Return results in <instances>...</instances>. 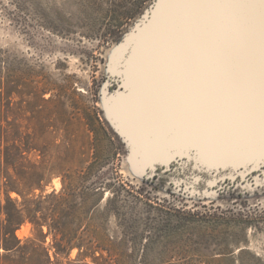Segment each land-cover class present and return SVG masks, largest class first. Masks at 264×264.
<instances>
[{
	"label": "rangeland",
	"instance_id": "374dc122",
	"mask_svg": "<svg viewBox=\"0 0 264 264\" xmlns=\"http://www.w3.org/2000/svg\"><path fill=\"white\" fill-rule=\"evenodd\" d=\"M251 1L0 0V264H264V108L225 49ZM157 30L213 59L195 119L231 152L154 130L126 64L166 56Z\"/></svg>",
	"mask_w": 264,
	"mask_h": 264
},
{
	"label": "water",
	"instance_id": "95a60500",
	"mask_svg": "<svg viewBox=\"0 0 264 264\" xmlns=\"http://www.w3.org/2000/svg\"><path fill=\"white\" fill-rule=\"evenodd\" d=\"M241 10L243 11L242 16L236 18L233 23V27L238 30H235L232 40L228 44L226 43L225 49L233 56L237 66H246L245 69H236L238 78L236 83L240 94L234 98L237 104L253 113L264 108V59L257 61L256 58H253L264 54V0H252L243 5ZM186 29L187 25L182 29L181 39ZM159 32L160 30H157L151 36L152 53L158 50V46H161L160 48L165 51L166 56L154 57L152 55L148 58H133L126 64L127 73L129 76L133 74L135 77L144 78L139 80L136 92L142 99L139 104L153 108L152 103H154L155 113L160 115L159 120L155 122L154 130L159 131L166 139L165 147L169 148L172 144L181 143L182 145L198 146L201 149V143L198 141L180 140L173 137L172 133L176 134V130H178L176 118L181 114L188 118L187 121L185 120V127L196 128L195 118L199 112L211 113L212 91L225 90L226 84L218 79L216 74L212 75L208 68L213 59L187 57L185 44L181 39L178 40L176 48L173 50L169 43L161 45L157 42ZM128 64L130 68H127ZM195 66L198 68H194ZM217 75L221 77L220 74ZM255 87L263 88L262 93L253 98L243 95ZM146 119H148V115ZM260 121L264 122V119ZM156 142L157 138L155 141H148L150 144ZM165 147H161V152ZM251 152V150L247 151L246 156H254V153Z\"/></svg>",
	"mask_w": 264,
	"mask_h": 264
},
{
	"label": "bare ground",
	"instance_id": "6f19581e",
	"mask_svg": "<svg viewBox=\"0 0 264 264\" xmlns=\"http://www.w3.org/2000/svg\"><path fill=\"white\" fill-rule=\"evenodd\" d=\"M158 117H160V115H158ZM153 116L151 117V120H153ZM184 122L178 120V116L176 118L177 120V127L178 130H176V134H173L174 138H179L180 140H185V139H192L195 141H198L199 143H201V146L206 148L208 151L212 152L213 154L219 152L221 154L226 153V152H231V148L228 147V145L225 143L226 140H222V141H214V142H209L210 140L206 139V137H204L203 133V128L199 127L198 124H196V128H191V127H185V120L187 121L188 118L183 117L181 118ZM159 120V119H158ZM196 121V119H195ZM197 123V121H196ZM161 136H163L162 134H159ZM157 140L160 142H163L159 137H157ZM166 140V139H165ZM218 154V153H217ZM19 234V233H18Z\"/></svg>",
	"mask_w": 264,
	"mask_h": 264
},
{
	"label": "snow or ice",
	"instance_id": "6c2138e0",
	"mask_svg": "<svg viewBox=\"0 0 264 264\" xmlns=\"http://www.w3.org/2000/svg\"><path fill=\"white\" fill-rule=\"evenodd\" d=\"M190 2H218V0H190Z\"/></svg>",
	"mask_w": 264,
	"mask_h": 264
}]
</instances>
